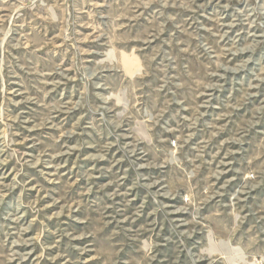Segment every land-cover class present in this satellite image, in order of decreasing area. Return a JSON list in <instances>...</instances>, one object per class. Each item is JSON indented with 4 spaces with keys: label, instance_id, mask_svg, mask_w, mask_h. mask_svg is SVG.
Masks as SVG:
<instances>
[{
    "label": "rangeland",
    "instance_id": "rangeland-1",
    "mask_svg": "<svg viewBox=\"0 0 264 264\" xmlns=\"http://www.w3.org/2000/svg\"><path fill=\"white\" fill-rule=\"evenodd\" d=\"M0 264H264V0H0Z\"/></svg>",
    "mask_w": 264,
    "mask_h": 264
}]
</instances>
